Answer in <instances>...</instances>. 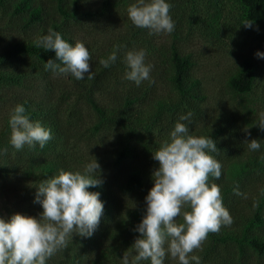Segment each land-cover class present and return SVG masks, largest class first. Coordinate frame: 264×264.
Masks as SVG:
<instances>
[{"label":"trees","instance_id":"1","mask_svg":"<svg viewBox=\"0 0 264 264\" xmlns=\"http://www.w3.org/2000/svg\"><path fill=\"white\" fill-rule=\"evenodd\" d=\"M92 1L0 0V87L5 89L0 98L8 99L10 114L22 104L31 121H40L52 132L43 149L38 144L25 145L8 154L12 177L35 186L26 216L38 218L43 211L34 203L42 181L61 169L83 174L85 165L95 158L103 183L88 191L100 193L104 210L99 226L89 242L77 249V256L81 264H121L125 252L135 254L132 245L140 234L134 229L145 215V197L154 186L152 172L159 166L153 153L163 142H170L177 122L185 123L190 135L215 141L218 151L210 155L221 163L222 175L209 183L220 186L223 204L234 221L210 233L202 248L190 255L199 256L201 264H264V131L257 126L258 111H264V69L253 57H242L227 76L222 103L213 104L198 73L201 65L184 46V40L195 34L223 38L228 32L224 20L231 11L237 12L232 20L235 30L245 28V20L264 30V0H166L172 5L175 29L155 49L158 60L150 73L155 83L145 80L136 86L124 78L125 53L139 50L150 35L148 29L127 19L126 27L92 61L93 79L70 75L71 85L57 103L54 84L51 95H36L35 77L52 73L44 65L55 60V52L37 47L34 41L51 28L74 46L84 31L79 18L105 16L119 0L91 5ZM83 43L91 49V43ZM117 44L124 46L117 61L104 68L99 61ZM111 89L115 90L107 98H98ZM188 113L191 123L181 121ZM252 139L259 140V150L249 149L245 140ZM7 142L0 136V149ZM80 142H85L83 148L78 147ZM237 185L247 198L234 194ZM254 202L258 207H253ZM177 223H183L182 215ZM164 264L179 262L169 254Z\"/></svg>","mask_w":264,"mask_h":264},{"label":"clouds","instance_id":"2","mask_svg":"<svg viewBox=\"0 0 264 264\" xmlns=\"http://www.w3.org/2000/svg\"><path fill=\"white\" fill-rule=\"evenodd\" d=\"M172 5L166 0H136L128 8V17L134 26L148 29L149 34H171L175 22L170 15ZM245 28H252L253 21H243ZM258 30V29H257ZM37 47L55 52V60L49 59L44 67L54 75H71L77 80L86 76L93 79L91 54L85 44L75 45L62 35L48 29V34L34 41ZM123 45H114L113 51L99 63L108 68L118 59ZM258 58L264 53L257 52ZM144 49L127 51L125 79L140 86L145 80L155 83L150 73L151 64L145 63ZM60 63H56V61ZM24 105L17 104L11 111L10 144L17 151L25 145L41 149L52 139L50 128L40 121H31L25 114ZM191 113L180 117L191 123ZM257 126L264 131V112L259 115ZM247 132V131H246ZM250 135V133H248ZM251 151H257L259 140H245ZM7 148L0 150L6 154ZM218 149L211 137L193 136L185 123L177 122L170 133V142H163L153 153L158 167L152 172L154 186L145 197L146 212L134 231L140 235L132 247L135 254L125 252L121 264H164L167 255L179 264H201V258L190 255L202 248L210 233H218L223 226L234 222L229 210L223 204L221 188L209 183L210 178L219 180L222 175L221 163L209 153ZM101 168L94 158L85 165L83 174L61 169L58 175L40 183L34 203L42 206L39 217L15 213L9 218L0 217V264H47L57 251L67 247L68 238L75 235L89 238L93 235L103 215L104 205L100 193L90 192V187L102 185ZM233 192L241 193L239 185ZM191 211H184L185 208ZM253 207H258L254 202ZM183 216V223L177 218ZM167 244V248L165 245Z\"/></svg>","mask_w":264,"mask_h":264},{"label":"rangeland","instance_id":"3","mask_svg":"<svg viewBox=\"0 0 264 264\" xmlns=\"http://www.w3.org/2000/svg\"><path fill=\"white\" fill-rule=\"evenodd\" d=\"M100 0L90 2L91 5L99 3ZM136 3V0H119L117 4H112V9L105 16L80 17L78 24L82 25L84 31L80 34L81 42L91 43L90 64L107 47L109 40L126 27L128 8ZM237 12L231 11L224 20L227 34L221 39L205 38L200 34H195L184 40L185 48L190 50L201 65L199 75L203 78L211 93L212 103H222L225 95V82L230 70L244 56H251L256 59L264 69V58H258L257 52L264 53V30L260 25H253L252 28H240L235 30L232 20ZM258 29V30H257ZM169 38L167 33L148 35L147 39L140 44L139 50L146 51L145 63L153 64L158 60L155 49L164 44ZM70 75H36L35 94L42 97L51 95L52 85H55L54 101H60L65 94V90L71 85ZM105 91L99 94V99L107 98L112 91ZM5 91L0 87L1 93ZM10 97V96H9ZM9 102L8 99L0 98V136L10 141L11 128L9 125ZM260 115L261 112L258 111ZM76 120V119H74ZM78 138L76 137V140ZM80 139V138H79ZM79 141H88L87 138ZM85 142H80L78 147L83 148ZM7 148L6 154H0V217L9 218L15 213L27 215L29 212L28 197L35 187L32 184L19 182L11 175L8 165V154L17 150L7 142L0 149ZM210 154V153H209ZM155 161V160H154ZM157 164L158 162L155 161ZM115 171V170H114ZM90 238V237H89ZM89 238L80 237L73 234L68 238L67 247L60 249L53 255L47 264H81L77 256V249L89 242Z\"/></svg>","mask_w":264,"mask_h":264}]
</instances>
